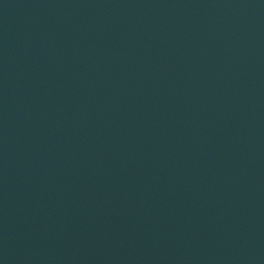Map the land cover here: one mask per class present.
<instances>
[{
  "label": "water",
  "instance_id": "95a60500",
  "mask_svg": "<svg viewBox=\"0 0 264 264\" xmlns=\"http://www.w3.org/2000/svg\"><path fill=\"white\" fill-rule=\"evenodd\" d=\"M0 264H264V0H0Z\"/></svg>",
  "mask_w": 264,
  "mask_h": 264
}]
</instances>
